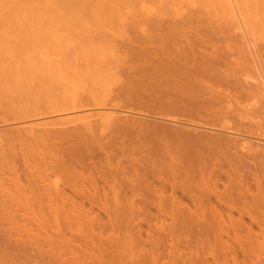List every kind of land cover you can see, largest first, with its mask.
I'll use <instances>...</instances> for the list:
<instances>
[{
    "label": "rangeland",
    "instance_id": "obj_1",
    "mask_svg": "<svg viewBox=\"0 0 264 264\" xmlns=\"http://www.w3.org/2000/svg\"><path fill=\"white\" fill-rule=\"evenodd\" d=\"M58 1L62 5L61 0H0V264H201L204 255L199 246L203 240L196 233L204 223L209 224L206 227L236 229L253 251L247 254L248 259L239 254L236 259L264 264V194L260 191L264 193V92L260 85L241 93L221 89L214 98L213 114L220 117L218 123L230 125L231 133L211 131L224 140L217 141L218 153L213 162H204V156L199 157L202 154H193L187 151V145H181L184 135L193 128L186 118L162 121L172 138L169 141L153 135L151 129L158 128L154 123L140 125L139 120H126L124 115H115L119 111L106 108V97L100 92V87L106 85L101 65L106 59L107 40L119 38L114 35L120 34L121 28L115 24L119 28L116 31L114 23V27L106 24V0H86L89 4L83 1L86 10L82 11L81 2L80 13L74 10L76 7L74 12L71 8V12L67 11ZM196 1L194 8L184 7L175 21L185 20L184 27L191 24L195 31L199 26L196 13L203 8L214 16H226L220 11L221 0ZM235 1L232 30L237 53L233 57L241 60L236 58L250 73L248 77L256 80L258 76L260 81L264 79V36L259 23L264 19L263 0ZM189 17L193 19L187 21ZM187 28L191 41L193 32ZM124 34L123 39L130 38L134 44L140 37L137 27L126 29ZM156 34L150 32V38ZM72 65L81 72L74 84L91 89L88 94L98 107L75 112L76 115L33 117L12 124L13 112L43 104L46 87L57 90L59 87L54 85L60 83L64 88L66 84L63 86L59 80L62 74L71 83L72 77L69 80L67 76L72 73ZM103 88L102 91L106 89ZM110 114L115 117L111 121ZM78 116L90 119L87 123H63ZM116 116L122 120L118 119V127ZM44 122L51 127H35ZM246 143L252 154L240 149ZM201 176L204 180L209 176V184ZM257 197L263 201L258 202ZM211 262L207 259V263Z\"/></svg>",
    "mask_w": 264,
    "mask_h": 264
},
{
    "label": "bare ground",
    "instance_id": "obj_2",
    "mask_svg": "<svg viewBox=\"0 0 264 264\" xmlns=\"http://www.w3.org/2000/svg\"><path fill=\"white\" fill-rule=\"evenodd\" d=\"M79 1L80 0H61L60 2L62 3V5L59 3V1H58V3L60 4V6H66L69 9V10H67V8H65V10H67V11H70V8H71V11H73V12H74V10H76V12H79L81 10V8H82V11L86 10V7H84L85 5L83 4V1L85 3L86 0H82L80 2ZM234 1L235 0H221V2H220V4H221L220 11L222 13L226 14V16H225L226 18L225 17H218L217 15L214 16L211 13V11L206 10L207 8H205V9L203 8L200 12H197L196 17L199 19H197L196 24L199 21V26L196 28V30L195 31H194V29L192 30V28H195V27H191L190 26L191 24H189V25L187 24L188 28L185 26L187 29L191 30V32H193V33L195 32V35L192 33V35L195 37H193L191 35V33L189 32L190 35L192 36V38H194L190 41V39L188 38L189 36L187 37L188 34L186 35L187 30L184 27V24L186 21L181 20L179 22H176L175 20L177 17H179L182 14L184 7L189 6V7L194 8L195 7L194 4H195V2H197L196 0H194V1L193 0H106V24L112 25L114 23L113 25L115 26V24L116 25L118 24L117 27L119 26V28H121V30L124 28L122 30V32H123V34H122L120 32L121 30L119 28H116V26L114 27L112 25L114 28L117 29L116 31H118V29H119V33L121 35L118 34V32H117V34H115L114 36L117 35L119 38L116 37L114 39V37H112L111 39H108L106 42V55H105L106 59L103 58L104 59V61L102 60L103 65H101L104 67V68H102L103 71H105L104 75L106 77V85L104 84L103 86H105L104 88H106V89H104L103 87H100V90H101L100 92L103 93L102 94L103 98L105 99V97H106V99H105L106 100L105 101L106 102L105 103L106 108L109 106L112 109L119 111V113H117V114L114 113V114L115 115H118V114L124 115V118L126 120H131V121L139 120L138 123L140 122V125H143L145 122H146L145 124L154 123V125H156L158 128L151 129L152 131L155 132V133H153V135H159L160 137H164L165 139H168L169 141H172L171 140L172 138L168 137L169 134L166 132L167 129L165 130L166 127L164 128V125L163 126L161 125L162 121H167V120L178 121L177 119H179V118H186L187 121H185V122L193 128H191V130H192L191 133L190 132L187 134L184 133L185 137H183L184 139L181 140V141H183V142H181L183 144H181L180 142H178V143H180L183 146L187 145L186 146L187 151L189 150L193 154H195V153L196 154L200 153V155L202 154V156H199L201 158H203V156H204V159L202 161L211 162L212 159H214L215 155L218 153V150H216L218 148L216 145V143L218 144L217 141H219L221 139L224 140V138L222 136H221L222 138L220 137L219 133L222 130H223L222 132L231 133L230 129H229L230 127H228L230 125L218 123V121H220L219 120L220 117L218 118L217 115L213 114L212 106L214 105L215 100L217 99V98L216 99H214V98L216 96H218V94H221V92H222L221 89L232 88L233 90H235L238 93H241L244 91L249 92L251 90H254L256 88L257 84L260 85V87L262 88V91L264 92V79H263V77H261L260 81L257 80L258 76H257L256 80L252 79L253 78L252 76H251V78L248 77L247 75L249 74V76H250V73L248 72V70L243 65H241L239 63L238 60H240V59L238 57H236V58H238V60H237L236 58L233 57L234 53L235 52L237 53V49L233 45L234 44V42H233L234 32L232 30L234 28V27L232 28V24L235 22L234 21L235 20L234 17H235V13H236L235 11H237L236 10L237 6L235 5L236 1L235 2ZM81 2L83 4L82 7L80 6ZM86 2H88V1H86ZM258 3L261 4L262 1L261 2L258 1ZM87 4H89V2ZM253 5H256V3ZM262 5H263V7H261V8L264 12V0H263V3L261 4V6ZM75 7L77 9L73 10V8H75ZM257 8H259L258 4H257ZM60 12H62V11H60ZM73 12H72V15H74ZM75 14H77V13H75ZM193 17H195V14ZM193 17L192 18L189 17V19L187 21L193 19ZM133 19H135V20H133ZM194 19H196V18H194ZM260 20H259V23L262 24L261 34L264 36V19L261 21ZM243 23H245V22H243ZM189 26L191 27V29L189 28ZM110 27L111 26H108L109 29H110ZM136 27L138 28V30L140 32V37L138 38L136 43L134 44V42L130 38H129L130 40L128 39L127 41H125V39H123V38H125L124 35L126 34V33L124 34V31L126 32V29L136 28ZM108 28H106V29L108 30ZM111 30L112 29H110L108 31H111ZM150 32H154L157 34L154 38H150ZM186 37L188 38V40ZM126 38H128V36ZM133 47L136 49H134ZM120 51H121V53H120ZM132 52L134 54H132ZM63 55H65V54H63ZM67 55H65V56H67ZM56 58H58V57L55 56V61L57 62V60H59V59H56ZM59 58H60V56H59ZM66 58L64 57V59H66ZM72 59H74V58H72ZM69 60L72 61L71 59H69ZM240 62H241V60H240ZM58 67H59V65H58ZM60 69H59V71L61 72ZM65 69H67V68H65ZM70 69H71L72 73H71V75L68 74V76H70V77L67 76V78H69V80H70V78L72 77L70 81H72L71 83L73 85L71 83H69L68 81H66V79L64 78V76L62 74V77H61V79L59 78V80L62 81L61 84L62 85L64 84L63 86H65V84H66V86L63 88V87L59 86L60 83L58 85L55 84L54 85L55 87H59V89H61L60 92L58 93L57 90L59 91V89L56 90L53 88L54 92L56 91L58 94H53V90H52V87H50V85L48 86V88L46 87L45 93H44V91L42 93V94H44L42 96L43 97L45 96L43 98L44 99L43 104H41L39 106L38 104H40V103H38V101H40V100H37L36 105H38V106H36V107H38V108L32 109L31 108L33 105V104L31 105L32 101L30 102V104L26 103V105L27 104L31 105V106H29L32 109L31 110L29 108L31 112L28 111L29 109H26V107H28V106H25L23 109V110L26 109L27 111H23L22 108L19 109V107H18L17 109H19V112L18 113H17V111L13 112L14 114L12 115L13 117L11 120L12 124H13V122H15V123L20 122L21 123L22 121L27 120L28 118H33V117H35V118L37 117L38 119H41L43 116L44 117L45 116L46 117H48V116L54 117L57 115L63 116V115L68 114V113L69 114L74 113L76 115V113L79 111L82 112L83 110H86V109L89 110V108H92L95 106L98 107L99 105L94 102L95 99L93 98V96L92 95L89 96V94H88V93H92L91 89L89 90L88 87H86V86L84 88L82 85L78 86V85L74 84L75 83L74 80H76L79 76H81L80 70L77 69L76 65H72V67ZM70 69H68V70H70ZM57 71H58V69H57ZM62 71L64 72L65 70H62ZM66 72H67V70H66ZM58 74L60 76V73H58ZM78 74H80V75H78ZM80 78H79V84H81ZM76 82H77V80H76ZM67 83H69L70 85H68ZM82 83H83V81H82ZM46 85L47 84H45L44 86H46ZM49 88H51V91L50 90L47 91V89H49ZM86 88H87V90H86ZM101 88H103L104 90L102 91ZM39 89H40V87H39ZM37 92H39V90ZM98 92H96V93H98ZM15 94H13V95L15 96ZM36 94H38V93H36ZM93 94H95V92H93ZM104 94H105V96H104ZM19 97L22 98L21 96H19ZM19 97L16 96L15 98H19ZM10 99H11V97H10ZM32 99L35 100V98H32ZM23 100H25V99H23ZM101 102L102 101H100L99 103L101 104ZM13 104H12V106H13ZM105 104L103 105V107L105 106ZM42 105H44V106L42 107ZM19 106H21V104ZM34 106H35V104H34ZM21 107H23V105ZM40 107H42V109ZM15 108H16V106H15ZM20 111L25 112L26 115H24L23 112L20 113ZM15 113H17V114H15ZM111 114H110L109 118L112 116ZM70 115H72V114H70ZM118 116H116L117 117L115 119L116 121L119 119ZM76 117H74L75 119L73 117L68 119V120L64 119L65 120L64 122L62 119L61 120L64 124H69V123H74L76 120L86 122L87 120L90 119L89 116L88 117L87 116H83V117L78 116L79 118H76ZM113 118H115V117L112 116L110 121ZM119 120H121V119H119ZM119 120L117 121L118 124H119ZM57 121H59V120H57ZM59 123H61V122H59ZM63 123H61V124H63ZM111 123H113V125H114L115 121L114 122L112 121ZM61 124H58V125H61ZM118 124H115V125H117V127H118V126H120V124L119 125ZM49 125H50V123L44 122V123L35 124V127H44V126L45 127L46 126L51 127ZM51 125H52V123H51ZM149 126H148V128H150ZM112 128H114V127H112ZM200 128H202V129H200ZM214 130H216L215 133L217 132V130L220 131V132L218 131L219 133H217L219 136H216V134L214 136L213 132H211ZM178 137H179V135H178ZM180 137H181V135H180ZM191 137L198 138L199 140L192 141ZM262 137L264 139V135L261 136V138ZM174 138H176V137H174ZM174 140L177 142L176 139H174ZM227 141L228 140H226V142H224L225 144L224 143L223 144L226 145ZM223 144H222V146H223ZM219 145H221V144H219ZM242 145L244 146V144H242ZM246 147H247V149L249 148L248 144L246 145ZM246 147H244L245 149L243 147H240V149L242 148V152H244L243 150H245L246 152H244V153L252 154L253 153L252 150L250 151V148H249V151H250L249 152L248 150H246ZM223 148H225V147H223ZM229 148L230 147H228V150H229ZM226 149L223 150V152L226 151ZM236 149H235V151H236ZM220 150H222V149H220ZM220 152H222V151H220ZM234 153L235 152H233V154ZM221 155L227 156V155H223V153ZM194 156L195 155H193V157ZM218 156H219V154H218ZM185 157H187V156L185 155ZM189 157H187V158H189ZM190 158H189V160H190ZM196 158H194V159H196ZM220 158H218V160ZM228 158H230V157H228ZM233 158H234V156H233ZM194 159L191 161L193 162ZM230 159H232V158H230ZM236 159H238V158H236ZM236 159L235 160L233 159V160L236 161ZM191 161H190V163H191ZM222 161H224V160H222ZM215 162H216V160H215ZM218 162L222 163L220 161H218ZM199 163L200 162H198V164ZM228 163H230V162H228ZM200 164L202 165V163H200ZM231 164H234V162ZM225 165H226V163H225ZM204 166H203V169L205 168ZM214 166H216V165H214ZM224 167H226V166H224ZM232 167H231V171H232ZM237 167H239V166H237ZM210 168H211V166H210ZM213 169L215 171V168H213ZM238 169H240V168H238ZM222 171L224 172L223 168H222ZM209 172H210V170H209ZM235 172H237V170ZM238 172H239V170H238ZM202 174H204V173H202ZM209 174L211 175L212 173H209ZM228 175H230V174H228ZM209 176H207V177H209ZM256 176H255V178H257V180H258L259 178ZM207 177H206V180H204V177H202L203 180L206 181V183H208V181L210 180L209 179L207 181ZM213 178H215V177H213ZM217 178H216V180H217ZM219 178H220V176H219ZM212 181H210V183H212ZM239 181H237V182H239ZM213 182H215V181H213ZM202 183L204 184L203 187L204 186L206 187L205 183L204 182H202ZM213 184L214 183H212V185ZM229 184H232V183H229ZM257 184H258L257 186H259V190H260L261 186L259 185L260 183L258 181H257ZM236 185L238 186V184H235V186ZM207 186L209 188V185H207ZM225 187H226V185H225ZM213 188H215V190H216V187L213 186ZM208 190H210V189H208ZM217 190H218V188H217ZM262 190L263 189H261L260 191L262 192V194H264ZM203 191H205V190H203ZM226 192L227 191L225 190L224 193L226 194ZM209 193H211V191ZM221 193H223V192L221 191ZM213 194L215 195V192ZM227 194H228V192H227ZM227 194H226V196H227ZM262 194H257V195L258 196L261 195L260 197H262L263 196ZM218 196H219V194H218ZM220 196H221V194H220ZM220 196H219V198H220ZM260 197L259 198L257 197V200L258 199L260 200ZM254 198H253V200H254ZM257 200H255L256 202H254L255 205H256V203L258 204V202L263 201L261 199V201L258 200V202H257ZM217 202H219V201H217ZM225 202H226L225 200H224V202L222 201V206ZM227 202H230V200H227ZM232 205H231V207L233 208L236 204L234 206H232ZM225 206H226V204H225ZM228 208L230 209V207H228ZM237 208H239V207H237ZM235 209L236 208H234L233 211L237 210V209L236 210ZM242 210H244V209H242ZM242 210L240 209V211H242ZM203 212L207 213L206 211H203ZM230 213H231V211H230ZM240 216H242V214ZM203 218H207V217H205V214H204ZM216 218H217V216H215V219ZM207 220H208V218H207ZM212 220H214V219H212ZM239 221H240V219H239ZM205 224L206 223H204V225H203L204 227L199 226L200 228L196 233V234H198V237H201L203 240V242H201V244L199 246L200 253H202L204 255L203 256V259H204L203 262L204 263H201V264H209V263H207V259H209V258L212 261L210 264H246V263H248V262L245 263L244 260L246 258L248 259V255L250 254L249 251L250 250L252 251V249H250L248 247V245H247L248 241L245 240L246 238L244 239L245 242L242 241L243 238L240 237V236H242V234H239L236 229H229L228 230L227 228L222 229L220 227L219 228H212V227H206ZM206 225H209V224L207 223ZM233 228H234V226H233ZM209 235L211 236L210 238H208ZM224 237L226 238V240H223ZM238 254L242 255L241 257H243V258H244V256L245 257L247 256V257L244 258V260L242 259V261H239L236 259ZM257 257H258V255H257ZM259 257H260V255H259ZM263 261H264V259H263ZM257 263L258 262H256V264Z\"/></svg>",
    "mask_w": 264,
    "mask_h": 264
}]
</instances>
